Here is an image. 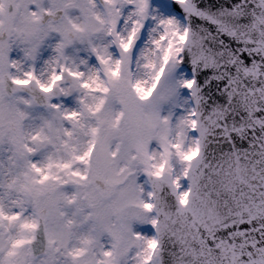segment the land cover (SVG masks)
Segmentation results:
<instances>
[{"label": "snow or ice", "instance_id": "obj_1", "mask_svg": "<svg viewBox=\"0 0 264 264\" xmlns=\"http://www.w3.org/2000/svg\"><path fill=\"white\" fill-rule=\"evenodd\" d=\"M85 3L91 0H0V146L7 145L0 147V264H264V200L245 201L234 186L246 183L249 165H264V0L218 8L177 0L185 28L174 35L185 41L191 31L201 48L189 50L192 75L177 82L191 98L189 118L164 107L175 89L152 99L161 68L147 87L81 80L80 108L46 98L50 118L28 131L36 89L50 93L65 65L45 84L31 67H18L12 48L23 43V55L34 60L54 37L51 47L63 56L85 39ZM105 3H115L119 22L135 24L150 0ZM202 69L211 74L201 83ZM211 81L223 84L209 103L202 88ZM197 105L214 130L198 122ZM185 127L194 144L185 145ZM145 224L151 234L137 228Z\"/></svg>", "mask_w": 264, "mask_h": 264}, {"label": "clouds", "instance_id": "obj_2", "mask_svg": "<svg viewBox=\"0 0 264 264\" xmlns=\"http://www.w3.org/2000/svg\"><path fill=\"white\" fill-rule=\"evenodd\" d=\"M83 7L84 14L79 23L84 30L85 39L82 42L74 40L72 45L65 48L63 56H57L51 47L54 37H50L41 45L39 54L34 60L23 55L21 51L25 47L23 43H17L12 48V51L15 50L13 57L16 58L18 67L22 70H29L31 67V70H34L37 77L45 84L49 83L53 70L60 73L59 64L65 65L62 78L54 82L50 93H43L36 89L37 102L28 109L29 115L24 120L26 130L31 131L36 125H39L42 116L50 118V112L53 110L42 103L46 98L60 104L62 109L80 108L78 97L85 95V90L79 88L81 80H88L90 84H94L96 81H93L91 77L95 76L97 80L109 84V86L114 81H119L126 86L140 81L147 87L161 68L163 71L152 99L160 100L161 93H165L169 88L175 89L176 94L165 103L164 107L171 111L174 118H189L187 112L191 110V98H185V89L177 82L185 78L180 69L186 67V64L181 62L184 61L185 56L189 57V50L194 54H199L201 48L191 31L186 34L185 41H179L178 36L174 35V29L184 33L183 20L170 15L173 18L172 24H160L159 20H166L169 15L154 7L151 2L143 15H136L137 23L135 24L118 21V13L114 11L115 3L110 5L105 3V0H91L90 4L85 3ZM93 9L99 14V20L93 15ZM124 13L127 14L128 20L133 19V15L128 14L127 7L124 8ZM109 29L111 32L108 31ZM142 29L146 31V34L138 45L137 41L141 38ZM122 44H127L128 47L124 48L121 46ZM92 47H95L105 57L103 64L97 61L95 54L91 51ZM177 47L183 48L184 51L177 52ZM54 56L56 59H52ZM117 60L120 61L119 65L116 63ZM69 68L81 75L70 76ZM106 69L116 70L117 74L113 76ZM13 71L15 70L13 69ZM32 87L35 88V84ZM18 94L28 95L27 92ZM86 99L90 100V95ZM179 105H184L183 112ZM196 107L198 122L208 126L210 130H214L209 123L206 108L202 105ZM192 137V130L185 127L183 133L185 145L194 144ZM237 143L240 144V142ZM0 147H7V145ZM2 154L0 153V155ZM219 166L217 165V167ZM242 174L245 176L246 183L234 181L235 194L240 197V194L243 193L242 199L245 201L249 197L264 200V165H257L255 171H252L249 165L247 172ZM259 222L264 223V220ZM256 236L259 239V232L256 233Z\"/></svg>", "mask_w": 264, "mask_h": 264}, {"label": "water", "instance_id": "obj_3", "mask_svg": "<svg viewBox=\"0 0 264 264\" xmlns=\"http://www.w3.org/2000/svg\"><path fill=\"white\" fill-rule=\"evenodd\" d=\"M236 0H201V4H208L210 6H212L213 8H218L221 6L224 7H228L230 6L232 3H235ZM174 7L177 11L183 13V9L180 7V5L177 2H174ZM184 14V13H183ZM194 23H200V21L198 19H194ZM211 27V26H209ZM211 30H215V29H211ZM222 39L228 40L229 38L226 36H222ZM232 46L236 47V43L232 42ZM245 56L247 55L246 53L244 54ZM182 64H186V66L190 67L192 69V65L190 63L189 57L185 56L184 61L181 62ZM211 74V70L210 69H202L199 73V79L200 82H203V79L207 76ZM223 82H217V81H211L209 85H205L202 88V92L204 93L205 96L209 97V103H212V100L218 95L217 92V88L218 87H222ZM241 147L246 146V144H241ZM246 225H241V227H244ZM249 227H251V225H247Z\"/></svg>", "mask_w": 264, "mask_h": 264}, {"label": "rangeland", "instance_id": "obj_4", "mask_svg": "<svg viewBox=\"0 0 264 264\" xmlns=\"http://www.w3.org/2000/svg\"><path fill=\"white\" fill-rule=\"evenodd\" d=\"M150 2L153 4L154 7H156L157 9L161 10L164 12V14L166 15H173L175 17H177L178 19L183 20L181 17L177 16L174 14L173 10L170 7V3L169 0H150ZM161 5H163V7H161ZM147 26V23H146ZM146 34V31L142 29V35L141 38L138 39L137 44L139 45V43L141 42L143 36ZM10 55L15 56V50L11 51ZM181 72L185 75V76H191V73L187 72L184 69H180ZM184 95H187V90L185 89L184 91ZM137 228H139L140 230L144 231L147 234H151V231L149 230L148 224L145 225H137Z\"/></svg>", "mask_w": 264, "mask_h": 264}]
</instances>
